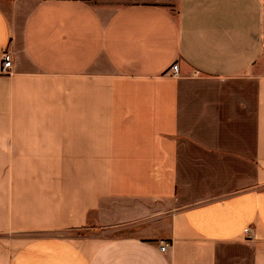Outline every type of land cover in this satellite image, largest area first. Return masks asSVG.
<instances>
[{"label": "crops", "instance_id": "1", "mask_svg": "<svg viewBox=\"0 0 264 264\" xmlns=\"http://www.w3.org/2000/svg\"><path fill=\"white\" fill-rule=\"evenodd\" d=\"M5 52L0 264H264V0H0Z\"/></svg>", "mask_w": 264, "mask_h": 264}, {"label": "built area", "instance_id": "2", "mask_svg": "<svg viewBox=\"0 0 264 264\" xmlns=\"http://www.w3.org/2000/svg\"><path fill=\"white\" fill-rule=\"evenodd\" d=\"M12 68H13V63L10 54L8 52H5L2 56V60L0 63V74L9 75L12 72ZM171 72L174 77L179 76V65L177 63L171 67ZM244 234L250 240H253L255 238V235L251 228L246 229ZM170 247H171L170 244L162 242L160 246V250L165 253L170 249Z\"/></svg>", "mask_w": 264, "mask_h": 264}, {"label": "rangeland", "instance_id": "3", "mask_svg": "<svg viewBox=\"0 0 264 264\" xmlns=\"http://www.w3.org/2000/svg\"><path fill=\"white\" fill-rule=\"evenodd\" d=\"M84 1L90 2L93 5L98 6V7H119L122 5L130 4L136 0H84ZM4 2L5 0H3V3ZM84 234H85L84 232H81V233L76 232V233H69L68 236L72 239H77L78 237L83 236ZM126 234H128V232L125 231L117 235H126Z\"/></svg>", "mask_w": 264, "mask_h": 264}]
</instances>
